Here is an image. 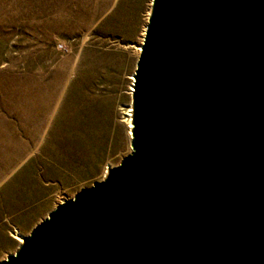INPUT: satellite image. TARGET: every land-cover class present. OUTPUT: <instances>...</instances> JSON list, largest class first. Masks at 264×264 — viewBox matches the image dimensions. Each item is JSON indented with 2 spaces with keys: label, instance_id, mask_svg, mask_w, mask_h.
Instances as JSON below:
<instances>
[{
  "label": "water",
  "instance_id": "water-1",
  "mask_svg": "<svg viewBox=\"0 0 264 264\" xmlns=\"http://www.w3.org/2000/svg\"><path fill=\"white\" fill-rule=\"evenodd\" d=\"M131 153L0 264H264V0H153Z\"/></svg>",
  "mask_w": 264,
  "mask_h": 264
},
{
  "label": "rangeland",
  "instance_id": "rangeland-1",
  "mask_svg": "<svg viewBox=\"0 0 264 264\" xmlns=\"http://www.w3.org/2000/svg\"><path fill=\"white\" fill-rule=\"evenodd\" d=\"M152 6L0 0V260L17 251L14 234L131 153L135 46Z\"/></svg>",
  "mask_w": 264,
  "mask_h": 264
},
{
  "label": "bare ground",
  "instance_id": "bare-ground-1",
  "mask_svg": "<svg viewBox=\"0 0 264 264\" xmlns=\"http://www.w3.org/2000/svg\"><path fill=\"white\" fill-rule=\"evenodd\" d=\"M152 5V4H151ZM147 20H148V18H147ZM144 37H145V33H143V36H142V40H141V43H140V45H138V46H135V51H136V53H137V55L139 56L140 55V53H141V45H142V43H143V41H144ZM132 80V83L134 82V79L132 78L131 79ZM134 84V83H133ZM132 84V85H133ZM133 91H134V89H133V86L131 87V89H130V96H132V94H133ZM132 113H133V109H132V106H130V110H129V112H128V117H129V119H128V127H127V130H128V137H129V140L131 141V138H132V129H133V123H132ZM112 168H114V167H108L107 169H106V171L104 172V174H103V176L107 173V172H109V170H111ZM74 197H72V198H70V199H73ZM62 202H64V200H61L59 203H62ZM48 217V216H47ZM46 217V218H47ZM45 218V219H46ZM14 236V238H15V240H16V242L18 243V247L21 245V244H23L24 243V236H21L19 233H17L16 235L14 234L13 235ZM16 252L17 251H15L13 254H11V255H9V256H6L4 259H2V260H0V263L1 262H3V261H6V260H8L9 259V257L10 256H14L15 254H16Z\"/></svg>",
  "mask_w": 264,
  "mask_h": 264
},
{
  "label": "built area",
  "instance_id": "built-area-1",
  "mask_svg": "<svg viewBox=\"0 0 264 264\" xmlns=\"http://www.w3.org/2000/svg\"><path fill=\"white\" fill-rule=\"evenodd\" d=\"M63 203V202H62ZM60 204V203H59Z\"/></svg>",
  "mask_w": 264,
  "mask_h": 264
}]
</instances>
